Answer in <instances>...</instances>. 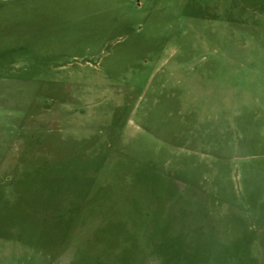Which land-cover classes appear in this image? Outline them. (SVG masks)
Masks as SVG:
<instances>
[{
  "label": "rangeland",
  "instance_id": "1",
  "mask_svg": "<svg viewBox=\"0 0 264 264\" xmlns=\"http://www.w3.org/2000/svg\"><path fill=\"white\" fill-rule=\"evenodd\" d=\"M0 264H264V0H0Z\"/></svg>",
  "mask_w": 264,
  "mask_h": 264
}]
</instances>
